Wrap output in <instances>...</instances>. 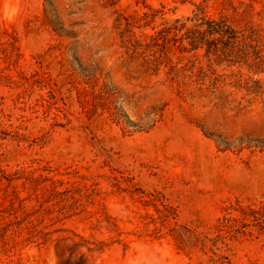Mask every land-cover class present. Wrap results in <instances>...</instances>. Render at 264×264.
<instances>
[{"label": "rangeland", "instance_id": "rangeland-1", "mask_svg": "<svg viewBox=\"0 0 264 264\" xmlns=\"http://www.w3.org/2000/svg\"><path fill=\"white\" fill-rule=\"evenodd\" d=\"M0 264H264V0H0Z\"/></svg>", "mask_w": 264, "mask_h": 264}]
</instances>
